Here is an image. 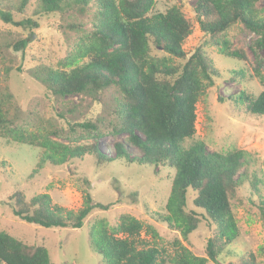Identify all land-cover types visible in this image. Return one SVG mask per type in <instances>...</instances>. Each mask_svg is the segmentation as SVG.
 Segmentation results:
<instances>
[{
  "label": "trees",
  "instance_id": "1",
  "mask_svg": "<svg viewBox=\"0 0 264 264\" xmlns=\"http://www.w3.org/2000/svg\"><path fill=\"white\" fill-rule=\"evenodd\" d=\"M30 1L20 0L16 12L25 14L31 6V17L15 20L11 13L15 6H2L0 19L30 32L40 27L44 17L59 20L58 29L71 41L69 52L56 64L36 66L29 74L62 107L60 120L37 116L32 127L17 122L21 107L4 82L14 71L22 72L10 49L24 53L28 38L5 39L0 42V139L39 150L38 169L93 155L96 165L103 167L125 162L172 170L165 213L154 217L188 241L201 223L199 214L188 210V194L193 193V205L215 226L206 243V257L193 254L178 241L179 253L167 257L164 250L141 240L144 225L130 215H121L114 226L106 220L91 224L90 248L100 256L101 264H217L240 236L234 201L241 188L248 184L250 203L263 222L264 196L262 181L246 151L215 149L195 138L197 103L206 89L223 78L208 49L218 48L228 58L250 62L246 44L232 46L229 38L233 28L242 27L254 35L248 48L262 89L255 98L242 92L235 102L244 104L250 115L264 116V9L259 7L260 0H196L195 19L205 38L191 54L184 50L193 32L183 12L184 0H176L165 11L156 8V0ZM75 96L82 101L75 104L67 99ZM86 99L102 106V113L87 117V111L83 112ZM107 135L116 138L112 156L100 150V140ZM187 141L192 143L187 146ZM134 150L140 155L133 157ZM9 201L14 217L46 229H81L94 211L111 207L96 203L88 189L76 212L53 204L49 194L28 200L18 191ZM148 230L159 237L154 228ZM239 263L261 264L253 253L241 256ZM0 264L52 263L45 246L25 244L0 230Z\"/></svg>",
  "mask_w": 264,
  "mask_h": 264
},
{
  "label": "rangeland",
  "instance_id": "2",
  "mask_svg": "<svg viewBox=\"0 0 264 264\" xmlns=\"http://www.w3.org/2000/svg\"><path fill=\"white\" fill-rule=\"evenodd\" d=\"M34 1L31 0L30 3ZM156 1V8L161 11L177 3L176 0ZM19 2L20 0H0V7L15 6L11 11L15 20L31 17L34 10L31 6L26 9L25 14L16 12ZM195 2L196 0L183 1V12L193 28L192 34L184 43V50L189 54L205 38L195 19ZM259 7L264 9V0H260ZM39 22L40 27L30 32L6 24L0 19V42L4 43L5 39L14 40L18 36L28 38L24 53L10 49L11 53L17 55L16 65L22 68V72L14 71L10 80L4 83L10 86L20 104L21 114L17 122L31 127L35 125L37 116L60 120L58 112L62 107L49 97L44 85L30 76L29 70L43 64L54 65L70 50V40L58 29L59 20L44 17ZM229 38L232 46L238 47L241 42L246 44L245 50L250 62L245 64L228 58L218 48L208 49L210 60L223 78L200 96L196 110L195 138L207 142L215 149L237 147L246 151L253 160L252 170L257 172L262 181L261 193L264 196V116L250 115L244 104L235 102L242 92L255 98L262 89L255 78L254 59L248 48L254 35L242 27H236L230 31ZM239 72L243 75L235 76ZM67 99H72L75 104L82 101L80 96ZM83 103V112L87 111V117L102 113V106L91 105L89 99ZM115 139L112 135L102 138L100 150L110 156L114 155ZM191 143L192 141H187L186 145ZM135 155L140 153L134 150L133 157ZM39 158V150L0 139V230L25 244L45 246L52 264H101L100 256L90 248L88 227L100 220H106L109 226H114L121 215H130L142 222L144 230L140 234L141 240L164 250L167 257H175L180 251V244L193 254L206 257V243L214 235L215 226L206 219L202 210L193 205V193L188 194V210H195L201 223L197 231L190 234L188 241L182 238L179 231L168 229L154 217L165 213L174 173L172 170L145 169L125 162H113L103 167L96 165L93 155L62 166L47 164L38 169ZM86 189L96 203L111 204V207L105 212L94 211L81 229H46L30 225L14 217L9 205V197L18 191L25 194L28 200L34 195L49 194L53 204L76 212L82 207ZM251 198L246 184L234 201V215L240 236L223 253L217 264H240L239 258L250 253L255 254L258 262L264 264V222L257 208L250 203ZM255 200L257 203L258 198ZM148 227L154 228L159 237H153Z\"/></svg>",
  "mask_w": 264,
  "mask_h": 264
}]
</instances>
